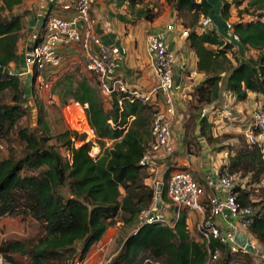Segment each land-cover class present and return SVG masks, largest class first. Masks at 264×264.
Segmentation results:
<instances>
[{
  "label": "trees",
  "instance_id": "16d2710c",
  "mask_svg": "<svg viewBox=\"0 0 264 264\" xmlns=\"http://www.w3.org/2000/svg\"><path fill=\"white\" fill-rule=\"evenodd\" d=\"M24 1L0 0V143L15 139L22 145L20 157L9 146L6 155L0 153V218L32 219L38 223V232L28 240L7 239L0 243V259L8 264H24L15 257L21 255L29 258V264H71L76 256L85 258L117 223L135 225L139 213L155 201V189L146 183L149 173L139 163L151 138L154 106L127 93L105 98L96 76L89 71V75L78 78L65 74L55 79L52 92L62 103L68 97L87 103L86 118L100 147L96 159L89 156V144L75 146L72 138L82 141L84 137L69 129L59 134L61 146L70 155L66 158L47 143L49 137L20 125L30 110L24 104L26 89L17 73L9 75L4 69L19 61L22 24L21 15L14 10ZM165 1L179 18L183 14L190 17L182 25L188 29L186 38L197 57V71L204 75L189 91L197 113L189 112L186 118L190 122L184 123V145L188 152L197 153L200 146L194 134L196 122L209 144L215 140L212 122L200 115L203 107L214 109L222 104L224 91L232 93L237 102L245 101L248 92L264 96V0L222 1L219 12L225 21L233 5L239 8L246 2L237 12L240 20L232 23L233 36L228 40L216 30L206 29L212 15L211 0ZM143 13L152 21L161 11L146 9ZM244 15L251 18L245 19ZM39 41L40 37L35 44ZM237 46L256 50L257 57L241 59ZM7 93L9 100H5ZM39 120L42 122L41 116ZM245 141L235 151H227L226 167L230 173L242 179L250 177V183L264 186L259 148ZM170 171L161 179L163 202L168 200L165 182ZM236 190L242 203L250 202L249 191L239 185ZM253 204L259 210L248 232L264 250V201ZM186 218L184 211L173 228L162 223L136 226L122 241L111 264H204L205 246L199 236L190 237ZM243 256L246 259L242 264H252L247 259L249 253ZM235 259L236 255L223 250L214 264H236Z\"/></svg>",
  "mask_w": 264,
  "mask_h": 264
},
{
  "label": "built area",
  "instance_id": "2783aa9c",
  "mask_svg": "<svg viewBox=\"0 0 264 264\" xmlns=\"http://www.w3.org/2000/svg\"><path fill=\"white\" fill-rule=\"evenodd\" d=\"M97 1L74 0L64 4L62 10H71L73 13L71 18H67L49 12L48 0H38L39 16L44 19L41 39L26 53L25 70H18L15 65H10L4 70L9 75L17 73L22 79L30 76L31 83L36 84L38 89L47 88L51 86L50 73L62 66L61 49L78 45L86 60V70L96 76L100 92L105 98H109L114 93H127L132 98L142 99L154 106L151 138L139 163L149 173L147 184L156 190L158 183H163L159 179V162L166 164L174 151L172 125L176 117V97L180 93L186 95L188 90L185 83L174 80L173 67L179 59V54L167 47L161 35L149 34L147 49L154 62L157 83L146 91L129 88L115 74L124 50L105 45L94 31V20L90 16V9ZM225 24L227 36L230 38L232 23L227 20ZM169 29H172V26ZM187 32L188 30H184L182 35L187 36ZM158 94L161 95V102H158ZM71 101L78 108L66 106L64 116L70 126L68 129L79 137H84L82 141H76L74 138L72 140L75 146L78 143L89 144V156L96 159L100 155V147L86 118L85 109L88 105L73 99ZM210 112H214L213 107L205 106L201 109L200 115L208 117ZM220 116L233 119V113L228 107L222 110ZM245 137L247 143L259 148L264 162V111L261 108L252 111ZM109 143L107 142V145ZM227 164L228 158H225L219 168L203 176L202 182L196 180L186 169L172 170L165 182L169 208H173L171 215L166 216L160 211L163 202L159 208H156L154 201L139 213L137 226L162 223L173 228L182 212L187 211L198 216L196 230L199 240L205 246L204 264H214L221 257L223 250L231 255L250 253L236 243L237 232L247 237V244L255 250L251 254L264 260V250L248 232V227L257 215L259 206L253 204L255 201L252 198L247 204L240 201L236 187L237 185L243 189L245 187L243 184H238L237 179L240 177L230 173ZM71 264H86V260L76 256Z\"/></svg>",
  "mask_w": 264,
  "mask_h": 264
},
{
  "label": "crops",
  "instance_id": "0c3cea01",
  "mask_svg": "<svg viewBox=\"0 0 264 264\" xmlns=\"http://www.w3.org/2000/svg\"><path fill=\"white\" fill-rule=\"evenodd\" d=\"M73 1L48 0L47 10L71 18L72 11L62 10V6ZM214 2L220 4V6L222 5V0H214ZM147 4L143 0H98L90 9V16L94 20V31L105 45L116 46L124 50L115 74L132 89L146 91L157 83L154 62L147 49V36L149 34L161 35L167 47L178 52L179 59L173 67L174 80L185 83L188 90L186 95L180 93L176 97V117L172 125L174 151L166 164L159 162V179L163 178L168 169H186L191 172L196 180L202 182L205 174L219 168L223 160L228 158L227 151H214L213 147L210 146L211 144L200 134L198 122H196L194 134L200 146L199 151L190 153L184 145L185 126L182 121L183 114H180L178 110L185 108L184 98L189 99V91L204 79V75L197 71V57L193 50L188 47L186 36L182 35L183 31L188 29L183 27L172 5L152 21H148L143 13ZM14 12L21 15L22 35L18 42L19 61L12 65H15L18 70H25L26 53L31 50L38 37L41 39L44 19L39 16L38 0H25ZM225 22V20H221L219 12L213 18L211 15L209 22L206 24V29L216 30L221 38L225 39L224 37L228 33ZM170 26H172V29H169ZM61 54L63 57L62 67H68L70 62H75V67L83 74H90L85 68L86 60L78 45L62 48ZM55 72V70L52 71L49 78L55 80L56 76H52V74L55 75L58 71ZM31 81L30 76L23 77L24 83L31 84ZM222 95L223 102L217 107L224 109L231 106L232 109L230 108V110L233 114L242 108L252 111L256 108H264V96L255 92H248L246 100L241 102H237L235 96L230 92L224 91ZM157 98L158 102H161L160 94ZM106 106L109 107L107 101ZM233 108H236L237 111ZM211 117L208 116V121L214 123ZM212 133L215 136L213 127ZM189 215L194 214L190 213ZM189 221L190 219L187 217V227ZM103 237L87 253L85 258L89 264L98 262L100 251L96 249V246Z\"/></svg>",
  "mask_w": 264,
  "mask_h": 264
},
{
  "label": "rangeland",
  "instance_id": "374dc122",
  "mask_svg": "<svg viewBox=\"0 0 264 264\" xmlns=\"http://www.w3.org/2000/svg\"><path fill=\"white\" fill-rule=\"evenodd\" d=\"M146 3V9H148L152 13L163 12L167 7L171 6L167 4L165 0H143ZM213 3L212 9V18L219 14V8H221L220 4H216L214 0H211ZM222 1H231V0H222ZM244 2L239 8H236L234 5L231 7L230 19L231 23H235L240 20L238 17V10L242 9L245 6ZM179 18V17H178ZM245 19L251 18V15H244ZM180 21L183 24H187L190 21V17L186 15L180 16ZM226 35L225 40L231 39ZM239 51L238 55L243 60L255 59L257 57L258 52L256 50L243 49L242 47L237 46ZM56 74H52V76H56V79L62 77L65 74H73L76 78L78 76L83 75L82 71L78 70L75 67V62H70L68 67H59L55 69ZM54 79H49L50 85L47 88L38 89L36 84L24 83V87L26 89V97L24 98V104L30 108L28 110V114L22 118L20 125L27 126L30 130L35 131L39 134L49 137L47 143L49 145H53V147L58 150L63 156L69 158L70 155L68 151L61 146V142L59 141V134L68 129L70 126L65 119L64 112L66 110V106H71L78 108V106H74V102L68 97L66 103H62L60 99L53 94L52 85H54ZM10 99V94L7 93L5 95V100ZM185 99V108H180L178 112L183 114V124H188L190 122L189 119L186 118V115L189 112L197 113L195 111V103L193 100ZM245 107V106H243ZM228 108H231V106ZM232 109V108H231ZM236 110V108H233ZM264 110V108H261ZM222 108L215 107L214 112H210V116L212 121L213 131L215 133V140L210 142V146L213 147L214 151H235L243 141L246 140L245 132L249 125L251 119L252 110L247 108H242L237 113L233 114V119L224 118L220 116L222 112ZM237 111V110H236ZM79 112V109H77ZM81 116V114L79 113ZM39 116L42 118V122L39 120ZM186 121V122H185ZM216 121V122H215ZM246 142V141H245ZM110 144V143H109ZM80 143L77 144L79 146ZM14 150V154L16 157H20L22 155L21 149L22 145L19 141L12 139L10 142H1L0 143V153L1 155H6L8 152V147ZM0 155V156H1ZM172 171V170H171ZM170 171V172H171ZM238 184H243L246 191H249L251 198L255 201H264V189L262 183H250V177L246 178H238ZM173 208H169V201L163 202L162 207H160V211L164 213L166 216H170ZM186 217L190 219L188 224V231L191 238H197L198 232L196 230V221L197 216L189 215L187 211H185ZM135 225H122L118 223L114 225V229H108L104 234L101 242L96 246V249L100 251V257L97 260L100 262L99 264H111L112 258L118 253L121 247L122 241H124L134 230ZM112 228V227H111ZM38 232V223L32 219L23 220L21 217H1L0 218V243L7 239H22L28 240L35 236ZM251 257L249 258L252 264H264V262L254 254L249 253ZM237 262L236 264H242L243 259H246V256L236 255ZM16 259L23 262L24 264H29V258L27 256L15 255ZM245 257V258H243ZM86 264H89L87 262ZM2 264H8L3 262L0 259ZM92 263V264H98ZM235 263V262H234Z\"/></svg>",
  "mask_w": 264,
  "mask_h": 264
},
{
  "label": "water",
  "instance_id": "95a60500",
  "mask_svg": "<svg viewBox=\"0 0 264 264\" xmlns=\"http://www.w3.org/2000/svg\"><path fill=\"white\" fill-rule=\"evenodd\" d=\"M162 190H163V183L160 182V183H158L156 190H155V206H156V208H159L163 202ZM235 241L239 246L244 247L247 252H250V253L255 252L254 248L251 245L247 244V237L242 235L240 232L236 233Z\"/></svg>",
  "mask_w": 264,
  "mask_h": 264
}]
</instances>
